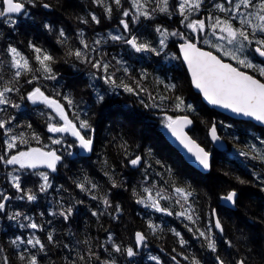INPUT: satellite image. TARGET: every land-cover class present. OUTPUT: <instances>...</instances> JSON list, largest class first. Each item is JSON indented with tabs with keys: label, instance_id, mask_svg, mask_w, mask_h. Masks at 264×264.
Returning <instances> with one entry per match:
<instances>
[{
	"label": "trees",
	"instance_id": "1",
	"mask_svg": "<svg viewBox=\"0 0 264 264\" xmlns=\"http://www.w3.org/2000/svg\"><path fill=\"white\" fill-rule=\"evenodd\" d=\"M142 2L145 3V9L151 12L152 18L140 17L136 23L131 22V16L122 15L124 9L135 12L130 0H122V8H118L112 0H106L113 8L110 19L104 9L93 4L92 0H36L35 7L26 4V15L14 17L17 21L15 25L5 24L0 19V86L19 89L8 96L11 103L20 105L19 108H13L11 104L0 105V109H4L0 111V119L7 121L15 117L9 125L13 128L9 135L19 136L23 133L24 139L28 141L21 144L17 140V147L8 150V156L27 151L30 147L43 151L55 150L61 156L56 171L43 167L20 169L18 165L5 166L0 163V190L12 198L5 202L6 212L0 213V248H3L0 264L5 256L9 264H26V260L18 258L21 253L25 257L37 255L40 264H70L72 260L76 264H100L103 260H114L115 264H157L150 259L151 256L158 257L161 264H176L173 256L179 264H191L192 257L199 260L200 264H218L217 256L225 264H236L241 259L246 264H264V162L253 158L257 153L252 147L255 145L256 149H264V128L250 121L232 119L203 102L200 94L194 91L179 54L178 44L184 40L169 36L167 47L161 50L147 39L144 41V37L149 31L160 36L156 28L161 26L169 33H184L199 46L214 52L215 49L195 40L194 35L198 32L192 33L191 29L180 23L182 17L174 9L176 3H170L173 5L170 11L175 14L169 17L158 9L153 11L156 9L155 0ZM43 3L51 7L45 9ZM215 4L204 3L200 11L193 12L189 19H205V15L207 18H224V14L214 7ZM0 7H3L2 0ZM92 13L100 19L99 24L91 20ZM81 18L88 22L82 23ZM121 19L129 22L131 32L123 29ZM45 25H49L50 29ZM61 29L65 37H60ZM110 33L125 38L136 36L138 44H149L159 54L153 51L137 52L123 41L112 40ZM81 39L89 44V50L83 48ZM98 39L101 43L94 44ZM30 41L55 58L52 68L56 80L44 79L43 72H30L14 78L16 69L11 66L9 46L16 47L26 55L33 68L39 67L34 59L35 54L29 48ZM77 48L84 50L93 61L102 59L108 63V73L72 55ZM91 48L97 51H91ZM248 56L254 64L264 66L253 50H249ZM122 60L128 62L127 71ZM224 60L229 59L225 57ZM231 62L236 65L235 61ZM241 69L264 81V77L253 69ZM104 75H113L115 84L106 83L100 78ZM33 76L39 79L33 80L32 84L26 83ZM77 83L83 87L81 92L78 91ZM173 84L175 88L166 87ZM125 85L133 91H126ZM35 86L40 87L46 95L58 99L64 105L69 119L77 126V117L88 121L91 128L82 134L87 133L93 140V152L90 155L79 154V141L70 134L48 132L49 123L62 124L63 121L52 109L34 105L26 99L27 93ZM100 95L104 97L103 101L99 100ZM64 96L72 101L75 96H84L82 100L85 105L79 109L73 101L69 106ZM177 96L188 102L192 110L185 107L184 110H177ZM162 97L166 99L162 100ZM184 115L191 116L194 121L189 128L190 134L213 153L212 169L207 173L189 165L163 135L167 117ZM213 123L227 140L224 151L216 149L211 142L209 129ZM33 133L38 140L32 138ZM50 137L60 139L61 143H52ZM4 139L3 130L0 129V155L5 153ZM139 155L142 156V162L133 166L130 161ZM243 160L249 161L246 163L248 166L239 164ZM40 172L48 174V183L51 185L45 191H41L44 181L38 175ZM13 175L20 177L23 192L13 187ZM85 178L97 185L91 192L81 191L77 187ZM240 180L245 183H240ZM114 183L116 187H113ZM91 184H85V187L91 188ZM176 187L192 193L187 203L182 199L180 204L175 203L180 199L174 193ZM252 187L254 190H251ZM145 188H150L153 196L160 191L162 196L171 197L168 200L161 199L160 204L174 214L169 216L137 203V200L147 197ZM228 189L239 193L234 210L219 203L221 194ZM29 192L36 197L35 200L28 201L26 197L17 199ZM92 195L98 199H92ZM104 198L110 201L111 207H105L102 203ZM189 204L195 223L184 216L175 215ZM117 205L121 210L119 213L115 211ZM69 207L72 212L66 220L59 213ZM214 207H217L224 226L222 233L212 225ZM93 212L98 215L94 216ZM16 213L22 215L9 219ZM25 217H30L41 228L21 227L30 222ZM149 221L159 225L162 230L153 234L148 228ZM172 229L181 236L174 235ZM200 231L206 235L201 237ZM136 232L147 236L145 244L139 248L136 247ZM33 233L46 245V256L31 245L21 244L17 248L11 243L16 237L26 241L32 238ZM49 233H52L55 243L48 242ZM109 234L116 245L122 249L133 247L137 255L128 257L124 251H114L113 244L108 241ZM209 237L216 242L215 252L207 247ZM181 238L187 242L183 247L179 243ZM25 248L27 251H24ZM91 253H98L100 261ZM79 256H84V260H79ZM185 256L189 259H184Z\"/></svg>",
	"mask_w": 264,
	"mask_h": 264
},
{
	"label": "snow or ice",
	"instance_id": "2",
	"mask_svg": "<svg viewBox=\"0 0 264 264\" xmlns=\"http://www.w3.org/2000/svg\"><path fill=\"white\" fill-rule=\"evenodd\" d=\"M132 9L135 12L130 11L129 9H124L122 15L124 17H132V23H136L140 17L146 19H151V12L145 9V3L142 0H130ZM92 3L98 5L104 9L106 16L110 19L112 15V5L107 4L106 0H92ZM112 3L115 4L118 8H122V0H112ZM156 9L160 13H163L169 17L174 15L173 11L170 9L173 8V5L170 4V0H155ZM26 4L33 7L36 6V0H2L3 7H0V19H3V22L8 25H15L17 22L14 18L17 15L27 14ZM204 4V0H178L177 5H175L176 11L179 12L182 17L180 23L184 25L187 29H191L192 33H201V37H197L198 42H202L205 45L210 46L212 49H215V54L213 51H205L200 47H197V44L192 42L191 39L184 35V33L173 31L169 33L166 28L157 26L156 32L160 34L159 45L161 50L167 47L166 41L169 36L179 37L184 40V43L180 44V51L183 56V60L186 62L188 70L191 73L192 83L196 89H198L204 96V98L212 105L220 106L224 109L231 110L233 113L238 115H243L245 117L254 118L256 121L264 124V82L255 78L253 75L241 71V68L253 69L258 72L260 76L264 77V66L254 64L253 61L249 58V50H253L259 57L264 58V0H226L227 6L224 3H217L214 7L224 14V18L220 16H209L208 23L206 24L205 19H194L190 20V16L193 12H199ZM42 7L48 9L51 7L48 3H43ZM91 15V20L99 24L100 19L94 14ZM187 21V23H185ZM82 23H87L88 21L81 18ZM120 24L123 26V29L126 32H131L129 27V22L124 19L120 20ZM50 29L49 25H45ZM210 30V31H208ZM82 35V33H81ZM110 38L114 41H123L124 43L130 45L137 52L142 51H157V49L152 48L149 44L146 43H137V37L131 36V38H125L122 35H112L109 34ZM60 37H65L64 30H60ZM81 45L85 50H89V44L84 40H80ZM101 40H95L94 44L99 45ZM253 45H255L253 49ZM29 48L32 49L34 59L39 65L38 68H33L30 59L24 55L16 47L9 46L8 53L11 56V66L16 69L14 73V78H19L22 75H26L30 72H43L44 79L56 80V74L53 71L52 63L55 62V58L44 49L36 46L31 41L29 42ZM91 51H97L96 48H91ZM77 59L82 62H89L92 64V67L100 70L104 73H108L110 65L101 60H92L90 59L85 52H82L81 49L77 48L74 52L71 53ZM227 57L231 61H235L237 66H233L232 63L225 62L224 58ZM125 71H127L125 69ZM104 79L106 83L115 84L113 75H104L100 77ZM39 79V77L33 76L32 79L26 81L28 84H32L33 80ZM126 91H133L132 88H129L127 85L124 86ZM166 87L172 89L175 88V85H167ZM18 91L19 89H14L9 86H0V105L8 106L11 104L13 108H19V104L11 103L8 96L9 93L13 91ZM59 95V93H57ZM100 101H103L104 97L100 95ZM26 99L32 104L44 105L49 109H52L56 115L59 117L60 121H63L62 124H52L49 123L47 130L49 133H67L72 137H75L79 141V146L81 149L91 152L93 150V140L91 137L87 136V133L82 134L84 130L90 129L91 125L87 120H78L77 123H74L72 120L68 119L67 113L65 111L64 105H62L57 99H54L45 94L40 87H34L30 92L27 93ZM64 100L67 101V104L71 106L73 101L71 98L64 96ZM166 99L165 97L161 98ZM176 104L175 107L177 110H184L182 106L185 104L184 100L177 96L175 97ZM187 110H192L191 105L186 106ZM4 111V109H0ZM15 117L10 118L5 121L0 119V129L3 130L5 139L3 141L6 146L4 155H0V163L5 166L8 165H18L20 169H37L39 166L44 165L52 171H56L57 163L61 161V156L57 155L55 150L43 151L40 148H29L27 151H18L16 154L8 156V150L15 149L17 147L16 141L19 140L21 144H26L28 141L24 139V134L20 133L17 135H9L13 132V128L9 127L12 124V121ZM51 119V117H50ZM193 121L188 118V116H181L173 118L171 116L167 117L166 127L170 129L172 134L179 140V142L191 153L195 159L203 166L204 169L210 168V158L209 153L205 151L204 148L200 147L196 141L191 138L187 133L184 132V128L188 125H191ZM31 128V124L28 125ZM210 135L213 141H219L221 138L217 134V126L215 123L209 129ZM33 139H37L35 133L32 134ZM50 139H52L50 137ZM52 143L60 144V139H52ZM264 143V142H262ZM256 151L257 155L254 156V159H259L264 162V149H256L255 145L252 146ZM241 155H246V153H241ZM130 163L133 166L139 165L141 163V157H136L131 160ZM16 171V169H14ZM36 174V173H34ZM43 178L44 184L41 186V191H45L47 187L51 185L48 183V174L45 172L38 173ZM11 182L13 187L18 191L23 192L21 188L20 177L18 175H13L11 177ZM240 183H245V181L240 180ZM85 184H91V181L85 178L84 181L77 184V187L81 191L91 192V189L97 187L95 184H91V188H86ZM117 185L114 183L113 187ZM144 192L148 195L146 198H141L137 200V203L143 204L146 208L155 209L157 212H164L167 215L171 216L174 213L169 211L167 207H162L160 200H168L171 197L162 196L160 191H157L155 196L152 194L150 188H145ZM174 193L180 197L175 203L180 204L181 199L187 203L189 196L192 195L190 191H186L184 188L176 187L174 188ZM135 195V192H134ZM26 199L28 201H33L36 197L29 193H25L23 196L17 197V199ZM159 197V199H157ZM12 198L6 195L3 190H0V213L6 212V201H10ZM92 199H98L96 195H92ZM222 199L225 202H230L233 206L236 203L237 193L235 190H232L223 196ZM102 203L106 208L111 207V203L107 198L102 200ZM183 207V205H181ZM117 213H119L120 207L116 206ZM193 209L189 204L187 208H184L183 211L175 213L177 216H184L186 219L193 221V216L191 212ZM72 209L69 207L66 211H62L59 214L64 216L67 220L71 215ZM22 215V213H16L14 216H10L9 219H15L16 217ZM93 215H98L96 212H93ZM215 216V212H213ZM198 218V217H197ZM30 222L27 225H21V227H28L31 229H40L41 226L37 223L31 221L30 217H25ZM215 229L223 232V226L219 218L215 219L214 225ZM148 228L155 234L160 229L159 225L153 224L151 221L148 223ZM174 235L180 237L181 234L175 229L171 230ZM191 231V229H189ZM197 231H199L197 229ZM211 232V227L209 228ZM201 237H204L206 234L203 231L199 232ZM207 247L215 252L217 245L216 242L210 237ZM47 240L49 243H55L52 233L48 234ZM147 240L145 233L136 232L135 241L136 247L144 245ZM108 241L113 244V250L116 252L124 251L128 257H134L137 255V252L133 247H128L122 249L121 246L116 245L112 240L111 234L108 236ZM17 248L21 244L31 245L32 248L37 249L38 253H44L47 255L46 245L36 237L33 233L32 238L23 240L21 237H16L11 242ZM181 247H183L187 242L181 238L179 240ZM38 246V247H37ZM67 247V246H66ZM103 247V246H102ZM107 251V248L104 249ZM24 251H27L25 248ZM175 251V249H173ZM0 252H3V248H0ZM98 261H100V256L98 253H91ZM18 258L21 261L26 260V264H40V260L37 255L33 254L29 257H25L22 253L19 254ZM79 260H84V256H79ZM67 260V257H65ZM151 260L156 261L157 264H161L158 257L151 256ZM172 259L176 261V264H179V261L176 260V257L173 256ZM184 259H189L185 256ZM218 264H225V261L222 260L219 256L216 257ZM2 264H9L7 257L3 258ZM70 264H76L75 260L70 261ZM100 264H115L114 260H103L100 261ZM191 264H200L199 260L195 257L191 258ZM236 264H246L244 259L236 261Z\"/></svg>",
	"mask_w": 264,
	"mask_h": 264
},
{
	"label": "water",
	"instance_id": "3",
	"mask_svg": "<svg viewBox=\"0 0 264 264\" xmlns=\"http://www.w3.org/2000/svg\"><path fill=\"white\" fill-rule=\"evenodd\" d=\"M226 1V0H225ZM18 16V15H17ZM193 42V41H192ZM182 43H184V42H182ZM182 43H180V44H182ZM194 43H196V42H194ZM180 44H179V46H180ZM197 44V47H200V48H202L203 50H205V51H211V50H209L208 48H205V47H202V46H199L198 45V43H196ZM179 48V54H180V56H181V59H182V61H183V64H184V66H185V69H186V71H187V73H188V75H189V77H190V79H191V84H192V87H193V89H194V91L196 92V93H199L200 94V96H201V98H202V100H203V102L205 103V104H207L209 107H211V108H213V109H215V110H217L218 112H220V113H222V114H224V115H227L228 117H231L232 119H236V120H243V121H250L251 123H253L254 125H256V126H259V127H262V128H264V124H262L261 122H258V121H256L254 118H251V117H245V116H243V115H238V114H236V113H233L231 110H228V109H224V108H222V107H220V106H215V105H212V104H210L205 98H204V96H203V94L198 90V89H196L195 88V86L193 85V83H192V78H191V73H190V71L188 70V67H187V64H186V62L183 60V56H182V53H181V51H180V47H178ZM214 54H215V52H213ZM257 56H258V54H257ZM259 57V56H258ZM262 61H264V58H261V57H259ZM225 62H228V63H232V62H230V61H228V60H225ZM233 64V63H232ZM233 66H235L234 64H233ZM241 71H244V72H246V73H248L249 75H253L252 73H250V72H248V71H246V70H243V69H240ZM255 78H257V79H259V80H261V82H264L262 79H260V78H258V77H256L255 75H253ZM43 91V90H42ZM54 99H56V98H54ZM58 100V99H57ZM59 101V100H58ZM60 102V101H59ZM61 103V102H60ZM38 105V104H37ZM68 116V115H67ZM185 116V115H184ZM186 116H188V115H186ZM181 117V116H180ZM188 118L189 119H191L192 121H193V119H192V117L191 116H188ZM68 119H69V117H68ZM193 125V123L191 124V125H188V126H186L185 128H184V132L185 133H187L191 138H193L195 141H196V143L197 144H199L200 145V147H202V148H204L205 149V151H207L208 153H209V158H210V168L209 169H204L203 168V166L202 165H200L199 164V162L195 159V157L191 154V153H189L188 151H187V149L179 142V140L172 134V132L170 131V129H168L166 126L162 129V132H163V135H164V137L167 139V141L174 147V148H176L180 153H181V155L183 156V158L186 160V162L189 164V165H191L192 167H194L195 169H197V170H199L200 172H202V173H207L208 171H210L211 169H212V165H213V153L212 152H210V151H208L202 144H200L191 134H190V132H189V128L191 127ZM218 130V129H217ZM210 134V133H209ZM217 134H218V136H220V140L219 141H213L212 140V138H211V135H210V139H211V142H212V144H213V146L216 148V149H218L219 151H223L225 148H226V146H227V140L219 133V131H217ZM93 152V150L91 151V152H89V151H86V150H84V149H81L80 148V146H79V154H81V155H83V156H88V155H90L91 153ZM139 157H141V162H142V156L141 155H139ZM41 166H44V165H41ZM232 191V190H231ZM236 191V190H235ZM236 193H237V199H238V195H239V193H238V191H236ZM225 195H227V194H225ZM225 195H223V196H225ZM222 196V197H223ZM237 199H236V203H235V205L233 206L230 202H225L222 198H221V202H222V204L223 205H225V206H227V207H229V208H232V209H236L237 208ZM216 218H219L218 217V215H217V213L215 212V216H214V222H215V219ZM220 220V219H219ZM221 222V221H220ZM222 224V223H221ZM223 226V225H222ZM219 231V230H218ZM220 232V231H219Z\"/></svg>",
	"mask_w": 264,
	"mask_h": 264
},
{
	"label": "rangeland",
	"instance_id": "4",
	"mask_svg": "<svg viewBox=\"0 0 264 264\" xmlns=\"http://www.w3.org/2000/svg\"><path fill=\"white\" fill-rule=\"evenodd\" d=\"M205 1L206 0H204V3H205ZM170 3H176V5H177V3H178V0H171L170 1ZM216 3V2H215ZM221 3H224V2H221ZM210 4H214V3H210ZM175 9V8H174ZM203 10V9H202ZM201 10V11H202ZM203 18H205L206 19V21H207V23H208V20H207V16L205 15V16H203ZM208 31H210V30H208ZM199 33V32H198ZM200 34V36L202 37V34L201 33H199ZM203 38V37H202ZM201 38V39H202ZM148 40V42H150V44H152L153 46H155V47H157L158 46V48H161V46L159 45V39H160V36H158L157 34H155L154 32H152V31H149L148 32V34H147V36H145L144 37V41L145 40ZM82 52H84V50H82ZM248 54V53H247ZM250 58V57H249ZM122 65H123V67H124V70L126 69L127 70V65H128V62L126 61V60H122ZM73 83H75V82H73ZM77 86H78V91L79 92H81V89H83V87H82V85L80 84V83H77ZM35 87H37V86H35ZM72 94L74 93V91H72L71 92ZM84 98V96L82 97V96H75L74 97V105H76L79 109H81V107H83V105H85L84 104V100H82ZM82 100V102H80ZM187 105H189V103L188 102H185V104L182 106V109L185 107L186 108V106ZM248 143V142H247ZM249 144V143H248ZM232 148V147H231ZM247 157H249V156H247ZM251 160H253V159H251ZM250 160V161H251ZM243 161H245V160H243ZM205 183V182H204ZM204 183H202V185H204ZM205 186V185H204ZM253 186V185H252ZM240 188H242V187H240ZM243 189V188H242ZM251 190H254V188L252 187V189ZM240 221V220H239Z\"/></svg>",
	"mask_w": 264,
	"mask_h": 264
},
{
	"label": "flooded vegetation",
	"instance_id": "5",
	"mask_svg": "<svg viewBox=\"0 0 264 264\" xmlns=\"http://www.w3.org/2000/svg\"><path fill=\"white\" fill-rule=\"evenodd\" d=\"M215 2H216V3H221V2L226 3L225 0H206V1H205V3H215ZM197 37H201L199 33H197V34L194 35V39L197 40ZM201 38H202V37H201ZM191 41H193V40H191ZM193 42H195V41H193ZM196 43H197V42H196ZM198 45H199V44H198ZM180 57H181V56H180ZM246 163H249V161H239V164H242V165H244V164H246ZM246 166H248V165L246 164ZM43 168L48 169L47 167H43ZM230 190H234V189H228L225 193L221 194V197H220V201H219V203H221V205H222L223 207H225V206L222 204V202H221V198H222V196H223L224 194H227ZM237 201H238V200H237ZM213 212H216L217 215H218V217H219V214H218V212H217V207H214V208H213ZM219 219H220V217H219ZM220 221H221V219H220ZM221 223H222V221H221ZM212 225H214V219L212 220ZM222 225H223V223H222ZM223 231H224V230H223Z\"/></svg>",
	"mask_w": 264,
	"mask_h": 264
},
{
	"label": "bare ground",
	"instance_id": "6",
	"mask_svg": "<svg viewBox=\"0 0 264 264\" xmlns=\"http://www.w3.org/2000/svg\"><path fill=\"white\" fill-rule=\"evenodd\" d=\"M260 187H261V186H260ZM230 191H231V190H230ZM230 191H229V192H230ZM125 196H126V195H125ZM224 206H225V205H224ZM225 207H227V206H225ZM227 208H229V207H227ZM230 209H232V208H230ZM233 210H234V209H233ZM223 230H224V226H223Z\"/></svg>",
	"mask_w": 264,
	"mask_h": 264
}]
</instances>
